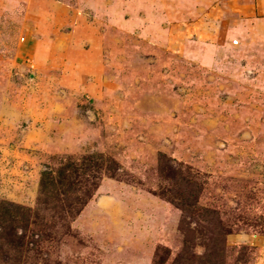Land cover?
Segmentation results:
<instances>
[{"label": "rangeland", "instance_id": "rangeland-1", "mask_svg": "<svg viewBox=\"0 0 264 264\" xmlns=\"http://www.w3.org/2000/svg\"><path fill=\"white\" fill-rule=\"evenodd\" d=\"M219 251L264 264V0H0V264Z\"/></svg>", "mask_w": 264, "mask_h": 264}, {"label": "trees", "instance_id": "trees-1", "mask_svg": "<svg viewBox=\"0 0 264 264\" xmlns=\"http://www.w3.org/2000/svg\"><path fill=\"white\" fill-rule=\"evenodd\" d=\"M185 257H190V256H185ZM220 251L217 253H214L213 256L207 255L205 256L204 260H201L202 258L197 257L196 259L200 260L199 264H216L220 261Z\"/></svg>", "mask_w": 264, "mask_h": 264}]
</instances>
